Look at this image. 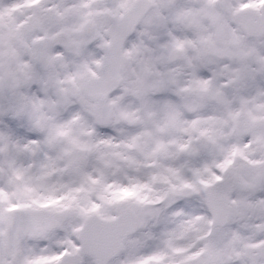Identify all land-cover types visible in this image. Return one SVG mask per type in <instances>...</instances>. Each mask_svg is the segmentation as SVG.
I'll use <instances>...</instances> for the list:
<instances>
[{"label": "snow or ice", "instance_id": "6c2138e0", "mask_svg": "<svg viewBox=\"0 0 264 264\" xmlns=\"http://www.w3.org/2000/svg\"><path fill=\"white\" fill-rule=\"evenodd\" d=\"M0 264H264V0H0Z\"/></svg>", "mask_w": 264, "mask_h": 264}]
</instances>
